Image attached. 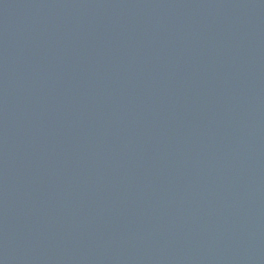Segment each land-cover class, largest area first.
Returning a JSON list of instances; mask_svg holds the SVG:
<instances>
[{
	"label": "water",
	"instance_id": "water-1",
	"mask_svg": "<svg viewBox=\"0 0 264 264\" xmlns=\"http://www.w3.org/2000/svg\"><path fill=\"white\" fill-rule=\"evenodd\" d=\"M0 264H264V0H0Z\"/></svg>",
	"mask_w": 264,
	"mask_h": 264
}]
</instances>
